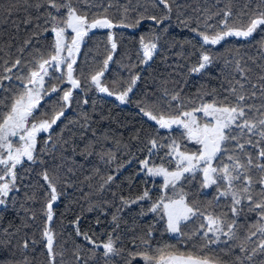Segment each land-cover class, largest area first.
Masks as SVG:
<instances>
[{
	"label": "trees",
	"instance_id": "obj_1",
	"mask_svg": "<svg viewBox=\"0 0 264 264\" xmlns=\"http://www.w3.org/2000/svg\"><path fill=\"white\" fill-rule=\"evenodd\" d=\"M37 3L42 5L39 9L35 7ZM72 3L79 14H87L89 21L94 14L98 18L106 15L116 26L88 33L74 65V76L81 81V88L73 90L70 106L51 130L38 134L34 161L25 158L15 169L17 189L0 205V264H50L43 236L46 225H50L54 234L55 264H126L129 259L131 264H148L142 255L131 257L129 254L146 253L152 257L201 254L199 249L204 238L194 235L198 225L205 222L201 217L182 224L183 235H172L166 230L167 217L163 210L152 212L150 208L161 198L166 202L167 198H178L183 192L200 212L231 222V200L215 199L214 187L201 188L199 173L195 179L179 182L174 191L171 186L165 189L162 180L142 171L141 161L146 158L174 170V158L166 156L169 151L166 146L172 139L181 143L183 151L199 149L182 136V128L174 125L171 129H162L145 111L177 115L181 106L183 110H190L200 103L201 93L213 90L223 99L228 95L229 82L243 79L237 64L251 84L260 82L259 78L264 76V26L250 37H227L217 45L205 44L198 33L214 34L206 24L219 28L222 14L228 9L232 11L230 24L247 23L249 15L264 10V3L260 0H169L170 13L159 0H72ZM49 11L58 18L64 12L61 9L58 14L50 5H44V0H0V65L7 61L10 66L17 58L22 64L48 59L53 54L54 33L45 31L52 27L50 22L45 23V13ZM140 15H167L168 18L160 24L149 19L136 24ZM29 19L31 22L25 23ZM72 35L67 30L69 43ZM142 38L145 43L157 45L151 59L144 57ZM29 40L31 43L26 44ZM113 40L117 45L115 51L111 49ZM201 52L212 56L213 63L194 73L191 68L197 66ZM108 55H112V60L101 81L111 92L118 93L133 77H139L126 102L118 100L116 95L101 93L91 84V75L102 69ZM61 71H66L64 66ZM18 72L13 69L14 74ZM50 73L53 79L46 78V87L56 85L68 90L70 85L66 81L61 83L55 78L60 72L50 69ZM20 74L26 75L27 69ZM4 88L8 90L0 89V100L6 105L20 91L19 82L4 81ZM177 93L180 100L172 101L171 96ZM62 94L61 91L41 100L35 113L37 122L50 119L52 109L59 110ZM203 98L211 102L213 96ZM85 99L87 103H83ZM6 111V107H0V112ZM153 138L158 141V147L150 156L148 141ZM13 143L19 146L18 139ZM250 151L255 157V151ZM45 172L58 195L52 206L51 222L46 220L50 186L43 179ZM258 175L253 171L254 180ZM109 176L113 177L111 181ZM145 190L149 191L150 199L124 203L135 200ZM253 195L260 198L259 185L254 187ZM256 220V213L240 216L238 238L225 243L227 238L222 236L219 244L205 248L203 254L221 260L222 264H233L236 257L251 255L260 237L257 234L251 241L245 237L248 226ZM78 231L92 237L96 244L107 242L111 236L115 247L123 251L119 256L110 254L105 258L104 249L85 240ZM25 241H28L27 247H24ZM238 245H244L248 252H241ZM244 264H264V253H257Z\"/></svg>",
	"mask_w": 264,
	"mask_h": 264
},
{
	"label": "snow or ice",
	"instance_id": "obj_2",
	"mask_svg": "<svg viewBox=\"0 0 264 264\" xmlns=\"http://www.w3.org/2000/svg\"><path fill=\"white\" fill-rule=\"evenodd\" d=\"M260 2L264 3V0H260ZM159 4L164 7L167 13L171 12L169 0H159ZM44 5H50L58 14L61 13V9L64 10L60 18L53 15L51 11L45 13L47 17L45 23L50 22L52 25L50 29H45V31L54 33L53 54L48 59L41 58L22 64L21 60L17 58L11 62L10 66L7 61L0 65V89L7 91L8 89L4 88V81L11 82L13 80L18 81L20 87V91L12 97L10 103L5 105L4 101L0 100V107L7 108L6 112H0V205L5 204L10 192L17 189L15 172L17 165L21 164L23 158L34 161L38 134L51 130L52 126L64 116L67 107L70 106L73 90L81 88V81L74 76V65L84 37L88 35L91 29H110L116 26L106 15L103 18H98L94 14L93 19L89 21L87 14L78 13L72 0H62L60 3L57 0H44ZM41 6L39 3L35 5L37 9ZM216 15H221V13H216ZM231 17L232 11L228 9L222 14L219 28L216 25L206 24V28L214 30V34L199 32L203 42L217 45L227 37L247 38L252 36L258 28L264 26V10L249 15L247 23L230 24L229 19ZM167 18V15L160 17L140 15L136 24H139L142 19H149L160 24ZM30 22V19L25 21V23ZM125 26L133 27L135 25ZM67 30L74 33L70 38V43L67 39ZM193 31L198 32V29H193ZM30 43V40L26 41V44ZM141 45L144 57L151 59L157 48L156 43H145L142 38ZM116 48L117 45L113 40L111 49L115 51ZM213 59L207 53L201 52L197 66L192 67L191 71L194 73L201 72L213 63ZM111 60L112 55H108L103 61L102 69L91 75V84L95 85L101 93L116 95L118 100L126 102L139 77H133L118 93L111 92L101 81ZM61 66H64L66 71H61ZM13 69H18L19 72L14 74ZM25 69H27V74H20ZM50 69L60 72V75L55 78L59 79L61 83L66 81L70 85L68 90H63L56 85L45 86L46 78L53 79ZM237 69L242 73L243 79L229 82L228 95L223 99L216 96L213 90L212 93H201L200 103L190 110H183L181 106L177 115L166 116L163 113L157 115L153 114L152 111H145V115L152 121H156L162 129H171L174 125L182 128V136L198 145L199 149L196 152L183 151L181 150V143L172 139L171 143L166 146L169 149L166 156L170 159L174 158V170L171 171L163 164L149 166L148 159L141 161L143 169L150 175L164 177V188L171 186L175 189L179 182L195 179L196 174L199 173L202 177L201 188L214 187L216 190L215 199L217 200L230 198V212L233 219L228 222L221 216L200 212L198 208L188 202L187 195L183 192L178 194V198H167L166 202L161 198L159 202L153 203L150 211L163 210L167 217L166 230L168 232L183 235L181 232L182 224H187L195 217H201L205 221L198 225L199 230L194 233L195 236L204 238V243L199 249L201 254H161L158 257H152L146 253H130L131 257L142 255L148 264H222L221 260L212 259L203 254L204 249L212 244H219L222 236L227 238L225 243L228 240L237 239L236 229L239 227L237 218L246 215V213H256L257 220L248 226L249 232L245 239L251 241L253 236L259 234V243L251 250V255L246 254L243 258L236 257L233 264H244L245 260L251 261L257 253H264V76L259 78L260 82L257 84H251L247 74L239 67V64H237ZM61 91L63 94L59 97V110L52 109L50 119L37 122L35 113L40 107L41 100L45 96L50 97L52 94ZM205 95H212V101H205L203 98ZM171 100L179 101V93L172 95ZM256 100H259L260 103H255ZM83 103H87V100L85 99ZM142 111L144 110L142 109ZM13 138L18 139L19 146H14ZM148 144L150 145L148 152L151 156L153 149L158 147V141L153 138L148 141ZM250 149L255 151V157H253ZM253 171L259 174L255 180L253 179ZM43 179L50 186L49 200L46 204V220L51 222L53 219L52 202L58 199V195L47 172L43 174ZM112 179L113 177H108V181ZM256 185H259L260 189L259 199L253 195V189ZM145 199H150L148 190H145L135 200L124 201V203H137ZM116 219L117 217L114 215L113 220ZM161 219H164V216H161ZM251 229L255 230L252 231ZM77 234L83 235L85 240L97 248L102 247L105 258H109L110 254L119 256L123 251L115 247V241L111 236L107 242L96 244V241L87 234L79 233V231ZM148 235L150 236L151 233L149 232ZM43 236L46 238L47 251L51 257L50 264H55L54 234L50 225H46ZM143 242L147 243V241ZM27 246L28 241H25L24 247ZM238 247H240L241 252H248L244 245H238ZM126 264H131V259L127 260Z\"/></svg>",
	"mask_w": 264,
	"mask_h": 264
},
{
	"label": "rangeland",
	"instance_id": "obj_3",
	"mask_svg": "<svg viewBox=\"0 0 264 264\" xmlns=\"http://www.w3.org/2000/svg\"><path fill=\"white\" fill-rule=\"evenodd\" d=\"M91 30H93V29H91ZM91 30H89L88 33H90ZM69 31H71V30H69ZM73 35H74V33H73ZM85 38H86V36L84 37L82 43L84 42ZM82 43H81V45H82ZM202 119H203V117H202ZM146 159L149 160V158H146ZM149 162H150V160H149ZM149 166H160V165H157V164H154V163H151V162H150ZM142 171H144L146 174H148L149 176L153 177L154 179H160V180H162V182H163L162 184L164 185V177H163V176H152V175H150L145 169H143V165H142ZM170 171H171V170H170ZM163 185H162V187H164ZM165 189H166V188H165ZM207 189H209V188H207ZM173 190H174V189H173ZM174 191H175V190H174ZM171 234H172V235H179L180 233H171ZM175 255H178V254H175Z\"/></svg>",
	"mask_w": 264,
	"mask_h": 264
},
{
	"label": "water",
	"instance_id": "obj_4",
	"mask_svg": "<svg viewBox=\"0 0 264 264\" xmlns=\"http://www.w3.org/2000/svg\"><path fill=\"white\" fill-rule=\"evenodd\" d=\"M123 26H125V25H123ZM154 122L157 123L156 121H154ZM56 201H57V200H56ZM56 201H55V202H56ZM55 202H52V206L55 204Z\"/></svg>",
	"mask_w": 264,
	"mask_h": 264
},
{
	"label": "flooded vegetation",
	"instance_id": "obj_5",
	"mask_svg": "<svg viewBox=\"0 0 264 264\" xmlns=\"http://www.w3.org/2000/svg\"><path fill=\"white\" fill-rule=\"evenodd\" d=\"M14 139H16V138H13V140H14ZM24 159H25V158L22 159V162H23ZM22 162H21V163H22Z\"/></svg>",
	"mask_w": 264,
	"mask_h": 264
}]
</instances>
